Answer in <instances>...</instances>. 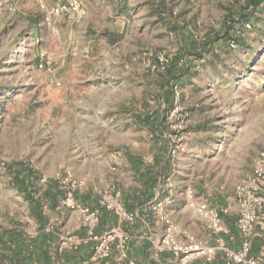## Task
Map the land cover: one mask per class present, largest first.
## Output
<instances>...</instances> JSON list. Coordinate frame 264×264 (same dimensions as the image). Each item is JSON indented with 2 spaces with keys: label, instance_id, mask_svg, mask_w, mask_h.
Returning a JSON list of instances; mask_svg holds the SVG:
<instances>
[{
  "label": "rangeland",
  "instance_id": "1",
  "mask_svg": "<svg viewBox=\"0 0 264 264\" xmlns=\"http://www.w3.org/2000/svg\"><path fill=\"white\" fill-rule=\"evenodd\" d=\"M123 1L0 0V228H32L16 171L34 172L38 191L81 178L79 194L90 186L100 199L115 186L90 174L97 153L151 154L161 142L178 166L193 142L199 158L239 150L247 172L264 152V0H160L135 15ZM132 22L155 46L115 48L124 38L115 30ZM161 55L165 70L152 67Z\"/></svg>",
  "mask_w": 264,
  "mask_h": 264
},
{
  "label": "crops",
  "instance_id": "2",
  "mask_svg": "<svg viewBox=\"0 0 264 264\" xmlns=\"http://www.w3.org/2000/svg\"><path fill=\"white\" fill-rule=\"evenodd\" d=\"M114 1L115 5H120L118 0ZM159 1L124 0L121 5H124L130 14L135 15L151 5L156 6ZM90 15L89 10L88 16ZM155 16L159 18L161 15L156 12ZM132 23V29L115 30L124 35L121 41L115 43L118 46L115 48L123 52L126 45H129L131 50L142 45L155 46L140 37L146 33L144 28H134L135 22ZM165 31L169 32L167 26ZM179 33L185 48L188 32L184 29ZM137 35L138 38L135 39ZM153 38L154 36L151 37ZM91 45L93 35H90V47ZM116 55L120 56L118 52ZM186 73H188L186 69H180L174 76L175 80L184 79ZM193 145V142H190L187 153L180 156L178 166L168 160V147L161 142L160 148L151 154L134 149V145L122 146L120 152L109 153L105 157L96 154V159L90 166V174L97 180L109 178L121 192L126 208L135 214L132 221L120 220L114 212L101 206L99 197L90 186L86 188L84 196L77 194L80 203L89 205L100 213L101 223L97 233H105L110 228L118 226L129 235L124 251L114 248L112 256L108 259L92 261L95 242L88 237L87 229L82 224L78 212L60 205L57 199L61 196L59 192H53L49 188L38 191L33 184L36 177L34 172L23 176V170L16 171L13 178L17 192L21 189L23 194V200L19 205L28 210L30 217L27 219L33 220L32 228L19 223L0 228V233L24 235L25 246L13 244V248L20 252L18 257L25 255L28 258L26 264H177L175 252L160 253L155 249L156 243L162 238L164 223L160 212L153 211L150 204L160 200L167 201L163 211L172 221L178 223L197 240L206 243L214 253V259L211 261L202 256L191 264H228L224 251L217 248V234L207 227L204 220L190 206L191 194L196 192L199 195L196 197L198 202H207L220 212L219 235L224 237L230 248L239 250L242 239L237 227V186L243 178L248 179L252 175L255 165L252 164L249 171L244 172L243 162H238L239 150L229 154L227 161L224 160L223 154H217L212 159L209 149L202 151L199 158L192 155ZM226 151L227 149L225 154ZM105 165L109 171L112 166H116V169L111 171V175L105 176L103 174ZM73 240L80 241L77 248L73 247ZM252 254L259 258L264 257V212L256 224Z\"/></svg>",
  "mask_w": 264,
  "mask_h": 264
},
{
  "label": "built area",
  "instance_id": "3",
  "mask_svg": "<svg viewBox=\"0 0 264 264\" xmlns=\"http://www.w3.org/2000/svg\"><path fill=\"white\" fill-rule=\"evenodd\" d=\"M54 11L59 13L60 9L57 8ZM169 62L167 56L161 55L152 67L165 70ZM175 111L183 112V107L176 105ZM60 185L63 190L59 198L60 205L78 212L82 224L87 229L88 237L95 242L91 256L92 261L110 258L114 248L124 251V245L129 238L128 233L118 226L110 228L105 233H97L101 223L100 213L89 205L79 203L77 194L84 189L85 181L81 178H73L71 175H64L60 179ZM237 201V227L242 239L239 250L230 248L224 237L219 235L221 216L215 207L207 202L195 203L193 201L190 202V206L204 220L207 227L217 234V248L224 251L228 264H264V257L259 258L252 254L256 224L264 212V152L259 154L252 175L246 182L237 187ZM99 203L108 211L114 212L122 221L135 219L134 212L126 208L122 194L116 188L103 193ZM166 203L167 201L155 200L150 204L153 211L160 212L161 220L164 223L162 238L160 242L156 243L155 249L160 253L175 252L177 264H191L202 256H206L210 261L213 260L214 253L210 251V247L206 243L188 234L185 229L164 213L163 208ZM73 242L74 248L80 244V241L73 240Z\"/></svg>",
  "mask_w": 264,
  "mask_h": 264
},
{
  "label": "trees",
  "instance_id": "4",
  "mask_svg": "<svg viewBox=\"0 0 264 264\" xmlns=\"http://www.w3.org/2000/svg\"><path fill=\"white\" fill-rule=\"evenodd\" d=\"M251 3L259 6L262 2L261 0H251ZM204 50V49H203ZM24 185L25 181L23 180ZM22 184V183H21ZM63 190L59 191V196L62 195ZM13 244L19 247L25 246V237L23 234H11L9 232L0 233V264H26L27 257H18L19 253L13 248ZM10 252V254H6Z\"/></svg>",
  "mask_w": 264,
  "mask_h": 264
}]
</instances>
